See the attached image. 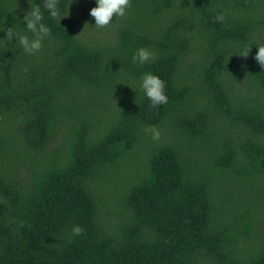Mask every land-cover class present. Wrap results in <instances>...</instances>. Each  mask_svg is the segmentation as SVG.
Wrapping results in <instances>:
<instances>
[{"label": "trees", "instance_id": "trees-1", "mask_svg": "<svg viewBox=\"0 0 264 264\" xmlns=\"http://www.w3.org/2000/svg\"><path fill=\"white\" fill-rule=\"evenodd\" d=\"M31 3L0 0V24L27 33ZM93 4L59 0L31 55L0 40V264H264V69L238 54L264 0H131L104 28Z\"/></svg>", "mask_w": 264, "mask_h": 264}, {"label": "clouds", "instance_id": "clouds-1", "mask_svg": "<svg viewBox=\"0 0 264 264\" xmlns=\"http://www.w3.org/2000/svg\"><path fill=\"white\" fill-rule=\"evenodd\" d=\"M130 7L131 0H94L93 6L88 10L90 17L93 18L91 25L97 28H104L113 21L114 17H124ZM45 12H47L49 17L57 21L62 16H65L60 10L59 0H40L39 4L31 3L30 9L21 17L24 21L23 28L31 35L16 31L12 25L5 26L0 24V31L4 33L0 40L18 43L24 53L29 55L38 52L42 48L44 39L51 33L50 26L43 22ZM223 18L220 13L216 16L217 20L222 21ZM252 44L256 45V51L253 54L254 59L261 69H264V42L246 44L240 49L238 54L247 57ZM155 56L156 54L152 49L140 46L133 52L131 60L134 64L144 65L153 61ZM137 87L147 97L153 108L168 103L169 98L165 92V81L154 72H143L139 77ZM145 132L149 133L154 141H158L161 137V131L155 125L147 126ZM70 231L71 235L77 236L83 232V228L79 224H73Z\"/></svg>", "mask_w": 264, "mask_h": 264}, {"label": "rangeland", "instance_id": "rangeland-1", "mask_svg": "<svg viewBox=\"0 0 264 264\" xmlns=\"http://www.w3.org/2000/svg\"><path fill=\"white\" fill-rule=\"evenodd\" d=\"M131 157H128L126 161L123 163V165L120 166V171L121 172L123 169L127 171V174L129 176L133 175L136 171L140 169V161L137 156L134 155L135 159H130Z\"/></svg>", "mask_w": 264, "mask_h": 264}]
</instances>
